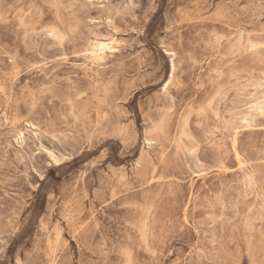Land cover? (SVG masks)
I'll use <instances>...</instances> for the list:
<instances>
[{"label": "rangeland", "instance_id": "374dc122", "mask_svg": "<svg viewBox=\"0 0 264 264\" xmlns=\"http://www.w3.org/2000/svg\"><path fill=\"white\" fill-rule=\"evenodd\" d=\"M0 264H264V0H0Z\"/></svg>", "mask_w": 264, "mask_h": 264}, {"label": "bare ground", "instance_id": "6f19581e", "mask_svg": "<svg viewBox=\"0 0 264 264\" xmlns=\"http://www.w3.org/2000/svg\"><path fill=\"white\" fill-rule=\"evenodd\" d=\"M251 49V48H250Z\"/></svg>", "mask_w": 264, "mask_h": 264}]
</instances>
